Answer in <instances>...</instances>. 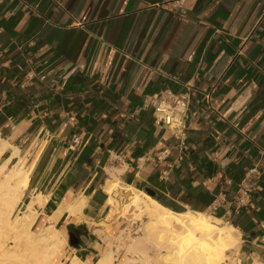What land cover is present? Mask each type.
I'll list each match as a JSON object with an SVG mask.
<instances>
[{"label":"crops","instance_id":"0c3cea01","mask_svg":"<svg viewBox=\"0 0 264 264\" xmlns=\"http://www.w3.org/2000/svg\"><path fill=\"white\" fill-rule=\"evenodd\" d=\"M263 7L0 0V167L23 163L28 183L16 211L32 204V232L52 226L64 235L59 258L118 256L112 244L124 221L115 202L151 189L170 211L233 226L234 264H264ZM188 82L181 140L155 120L151 97L183 93ZM254 167L258 176L246 180ZM111 174L119 189L110 193ZM249 185L252 206L239 208Z\"/></svg>","mask_w":264,"mask_h":264},{"label":"bare ground","instance_id":"6f19581e","mask_svg":"<svg viewBox=\"0 0 264 264\" xmlns=\"http://www.w3.org/2000/svg\"><path fill=\"white\" fill-rule=\"evenodd\" d=\"M6 167L7 164L0 167V264H64L58 261L66 241L64 235L52 226L39 233L32 232L31 226L37 216L32 204L13 218L23 198L28 176L22 162L8 172ZM118 186L119 180L112 175L106 190L111 193ZM128 214L147 219L143 223L144 237L135 238L128 246V252L139 249L142 253L138 254L142 256L139 260L128 257L119 260L113 248L115 252L109 250L95 264H135L144 258L150 259V264H223L239 249V233L233 226L207 213H175L143 192L133 193ZM9 240L14 242V247H9ZM150 248L155 251L153 256L148 255ZM68 264L85 263L75 257Z\"/></svg>","mask_w":264,"mask_h":264},{"label":"built area","instance_id":"2783aa9c","mask_svg":"<svg viewBox=\"0 0 264 264\" xmlns=\"http://www.w3.org/2000/svg\"><path fill=\"white\" fill-rule=\"evenodd\" d=\"M264 20V7L258 19V23ZM193 84L188 82L186 84V91L183 93H176L170 89H166L154 94L151 97V104L153 106V114L155 120L164 124L169 131L178 139H183L185 136L184 120L191 101V90ZM169 155V150H164L158 153L157 160L162 161ZM253 176H258L256 167L250 169L246 173V180ZM251 186L243 187L240 195L236 198L235 204L242 208L252 206L250 199ZM264 246V245H263Z\"/></svg>","mask_w":264,"mask_h":264},{"label":"rangeland","instance_id":"374dc122","mask_svg":"<svg viewBox=\"0 0 264 264\" xmlns=\"http://www.w3.org/2000/svg\"><path fill=\"white\" fill-rule=\"evenodd\" d=\"M119 189V188H118ZM125 191V190H124ZM121 200L120 201H116L115 202V207L118 209V214L120 216V220H123L124 221V227H122V230L124 231L123 232V237H122V241H115L114 242V247L115 249H119L118 250V258L119 260H126V258H131V259H138L139 256H142V252L139 250V249H136L135 251L137 252H128V249L131 245V242L132 244L134 243V241L137 239V238H142L144 237V231H143V228H144V224L145 222H147V219L146 218H138L136 217L135 215L132 216V215H129L128 214V210H129V202L132 198V195H130L129 197L126 198V196H123L121 195ZM20 211L22 210H17L14 215H13V218H16L17 215L20 213ZM127 212V213H126ZM136 219V220H134ZM144 223V224H143ZM225 223V222H224ZM222 223V225L224 224ZM34 232H37L36 230H34ZM136 238V239H135ZM10 240H13V239H10ZM9 240V247H14V242L13 241H10ZM121 242V243H120ZM117 246V247H116ZM122 246V247H121ZM129 246V247H128ZM144 246V245H142ZM142 246H140L141 250H142ZM125 249V250H124ZM151 249V248H150ZM148 249V255H151L153 256L155 254V251H153V249ZM127 250V251H126ZM139 250V251H137ZM150 251V252H149ZM139 252H141L140 254H138ZM130 253V254H128ZM239 253V249L238 251L232 253L229 257L230 258H227L229 260H226L223 264H234V261H235V258L236 256L238 255ZM133 254V255H132ZM136 254V255H135ZM234 254V255H233ZM127 255V256H126ZM137 256V257H136ZM232 256V257H231ZM146 257V256H145ZM143 258H144V255H143ZM145 260L147 258H144ZM143 259V260H144ZM141 260V261H135V264H150V259H148V261L146 260ZM58 261H61L62 263L64 264H68L70 259L65 256H62L61 258L58 259ZM151 263H152V260H151Z\"/></svg>","mask_w":264,"mask_h":264},{"label":"water","instance_id":"95a60500","mask_svg":"<svg viewBox=\"0 0 264 264\" xmlns=\"http://www.w3.org/2000/svg\"><path fill=\"white\" fill-rule=\"evenodd\" d=\"M145 193H147L151 197L154 196V192L151 189H145Z\"/></svg>","mask_w":264,"mask_h":264}]
</instances>
